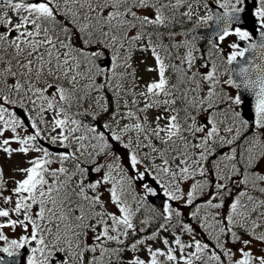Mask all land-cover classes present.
I'll use <instances>...</instances> for the list:
<instances>
[{
  "label": "snow or ice",
  "instance_id": "obj_1",
  "mask_svg": "<svg viewBox=\"0 0 264 264\" xmlns=\"http://www.w3.org/2000/svg\"><path fill=\"white\" fill-rule=\"evenodd\" d=\"M216 3L0 0V264H264V0Z\"/></svg>",
  "mask_w": 264,
  "mask_h": 264
},
{
  "label": "rangeland",
  "instance_id": "obj_2",
  "mask_svg": "<svg viewBox=\"0 0 264 264\" xmlns=\"http://www.w3.org/2000/svg\"><path fill=\"white\" fill-rule=\"evenodd\" d=\"M149 63H153V61L151 59H149L148 61ZM140 75L144 76V80H148L151 77V74H147L143 72V67L141 66L140 69ZM0 165H2L4 167V172H5V177H12V176H16L17 179L22 178L20 176L19 173H14L12 171L13 168L20 166V167H26L27 165L23 163V157L20 156H14L11 160H6L3 156V153H0ZM12 185L10 184L9 187H11ZM19 229H17V233H19ZM6 233L9 235H13L11 233V230H6ZM13 238H15V236H13ZM0 244H2V242H0ZM159 246V245H157Z\"/></svg>",
  "mask_w": 264,
  "mask_h": 264
},
{
  "label": "flooded vegetation",
  "instance_id": "obj_3",
  "mask_svg": "<svg viewBox=\"0 0 264 264\" xmlns=\"http://www.w3.org/2000/svg\"><path fill=\"white\" fill-rule=\"evenodd\" d=\"M212 3H215V4H217L216 3V0H210ZM218 5V4H217ZM249 8H251V3H249ZM188 27H191L192 25L191 24H188L187 25ZM252 27V25L248 28V30H250V28ZM258 27V25L255 23L254 24V26H253V30L255 29V28H257ZM202 28V27H201ZM251 31V30H250ZM254 32V31H253ZM193 35H195L194 33H193ZM208 41L209 40H206V39H203V38H201L198 42H197V46H198V48H200V50L201 51H206V49L208 48V47H210V45H209V43H208ZM217 41V43H220V45H221V48L223 49V55H227V54H229V52H230V49H229V47H228V45L231 43V42H237V43H241V42H247V41H241V40H239V38L238 37H236L235 35H232V36H229V37H227L226 38V40L225 41H223V42H220V41H218V40H216ZM225 67H227V68H231V65L230 66H228V65H226ZM155 75V73H151V76H154ZM225 78H227V76L225 77ZM144 81H147V80H144ZM144 81H142V83L144 82Z\"/></svg>",
  "mask_w": 264,
  "mask_h": 264
},
{
  "label": "water",
  "instance_id": "obj_4",
  "mask_svg": "<svg viewBox=\"0 0 264 264\" xmlns=\"http://www.w3.org/2000/svg\"><path fill=\"white\" fill-rule=\"evenodd\" d=\"M213 27L209 30L213 31ZM210 32V31H208ZM255 39H259V36H258V33H256V35H254ZM249 44V43H248ZM248 44H245L244 47H247ZM253 54L251 52H248L245 54V57L244 58H240L238 59V61L240 63H243L244 60L248 59L249 57H251ZM238 67V64L235 62L234 65H233V68H236ZM235 78V77H234ZM87 119V118H86ZM159 199L156 200V204H159ZM26 253H27V250H21V256L20 257H16L15 259L19 260L20 261V264H24V259H25V256H26Z\"/></svg>",
  "mask_w": 264,
  "mask_h": 264
},
{
  "label": "trees",
  "instance_id": "obj_5",
  "mask_svg": "<svg viewBox=\"0 0 264 264\" xmlns=\"http://www.w3.org/2000/svg\"><path fill=\"white\" fill-rule=\"evenodd\" d=\"M103 117H104V115H101V117H100V118L102 119Z\"/></svg>",
  "mask_w": 264,
  "mask_h": 264
}]
</instances>
